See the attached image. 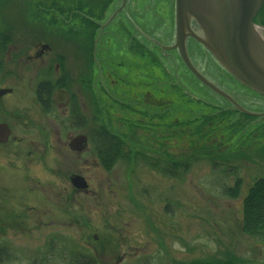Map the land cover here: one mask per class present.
<instances>
[{
	"label": "rangeland",
	"instance_id": "obj_1",
	"mask_svg": "<svg viewBox=\"0 0 264 264\" xmlns=\"http://www.w3.org/2000/svg\"><path fill=\"white\" fill-rule=\"evenodd\" d=\"M55 1L0 0V30L12 43L0 65V89L15 88L0 98L2 117L11 115L14 135L25 137L23 112L35 107V86L42 74L49 71L55 78V67L50 70L46 64L60 53L86 120L84 126L69 117L56 120L72 135H89L90 128L104 126L124 140L133 157L107 171L90 141L80 160L70 150L65 155L61 151L60 165L48 170L32 168L25 155L27 137L16 145L22 152L19 159L11 160L7 147H1L0 206L9 210L1 216L0 245L7 240V252L13 255L2 264H33L46 238L61 240L69 252L80 243L90 244L96 247L98 264H264V242L248 236L241 225L244 197L264 176V95L236 81L198 43L190 44L193 64L202 75L256 114L240 111L197 79L176 52L163 54V46L174 37V0H145L149 11L144 23L131 21L119 37L104 33L91 55L94 41L79 32L75 0ZM261 16L264 21V10ZM137 24H143L145 37L133 31ZM42 44H49L52 53L30 59ZM34 123L56 126L43 118ZM144 157L191 165L180 168L177 179L151 169ZM214 158L238 166L243 179L239 198L223 192L234 180L213 171ZM57 168L64 181L47 180L49 174H59ZM75 172L87 178L88 192L73 194L67 179ZM52 190L59 198L49 194ZM48 194L56 202L51 209L43 204ZM38 195L44 199H36ZM74 197L80 210L72 207ZM59 219L69 222L61 228ZM91 226L97 229L96 240Z\"/></svg>",
	"mask_w": 264,
	"mask_h": 264
},
{
	"label": "flooded vegetation",
	"instance_id": "obj_2",
	"mask_svg": "<svg viewBox=\"0 0 264 264\" xmlns=\"http://www.w3.org/2000/svg\"><path fill=\"white\" fill-rule=\"evenodd\" d=\"M166 1V0H165ZM171 1V0H168ZM75 9H74V13H75V19L76 22L79 25V32L83 35V37L87 38V36H89L90 41L91 39H93L92 41H94V51H93V47L91 46L90 48V55L91 54H96V50H97V38L101 37L104 33H109L111 34V36L114 37H119L122 34H125L126 31L128 32V28L129 25L131 23V21H134L136 23V20H138V23H144V18L146 13H148L149 9H148V5H146L145 0H142V2H140V0H138L137 2H135L136 4L134 5V1L133 0H75ZM174 6V7H173ZM133 8V10L130 9ZM172 17H173V23H174V37H175V17H176V9H175V0L172 4ZM137 8V9H136ZM262 10H264V5L262 7V9L260 10V12L258 13V15L255 18V23L260 27V31L264 36V21L262 20V16H261V12ZM135 12H137V14H133ZM45 13H41V15H44ZM115 26V28L117 29H113V27ZM137 26V30H133L138 31V33L145 37L144 35V29L143 24L140 25H136ZM99 35V36H98ZM122 36V35H121ZM149 36V35H148ZM147 37V36H146ZM174 37H172V43L174 42ZM152 36H149L148 39L154 43L157 44V42H155ZM155 38V37H154ZM158 41V39H157ZM198 43L197 41H195L194 39L190 38L189 39V44H188V53L190 56V59L193 62V58L192 55L190 54V44L192 43ZM158 43H160L158 41ZM199 44V43H198ZM11 41L7 46V49L9 51V48H11ZM47 45L48 47H46L45 49L43 48V46ZM200 45V44H199ZM201 46V45H200ZM41 48L37 53L36 56L33 57L32 55H29L30 59H44L46 58V56L51 52V48L49 46V44H42ZM199 49L204 50L207 54H209L202 46L199 47ZM198 49V50H199ZM5 50V53H6ZM89 50V49H88ZM201 50V51H202ZM87 51V50H86ZM168 52H176V54L179 56L177 50L174 51H168ZM167 51L163 52L164 55H167L168 53ZM210 55V54H209ZM58 60V62H57ZM92 60V59H91ZM53 61L54 62V66L53 65ZM95 63H96V59L95 62L94 60L90 62V67L91 68H95ZM47 68L51 70V68L55 67V78L52 80L49 79H38L37 83H36V88H35V96H36V102H35V107L31 108V111H25L23 112V116L21 118H26L23 121V125L25 126V134L24 136L28 138V142H27V146L26 150H25V155H27L30 159L29 161L30 164H32V168L35 165H42L43 167H45L46 169H53L56 170V168H54L56 165L59 166L61 163L59 156L61 155V151L63 152H68V150H70L72 152V154H78V159L80 160L82 157V154L85 153V150H87V148H89V144L91 141V137L90 134H83L81 132H79L78 134H71L70 130H67L59 121L56 120V118H66L72 115V111L74 109V105L75 103L73 102V89L72 86H74V78L73 76H70V79L68 80L69 83L67 84L65 79H62V72L64 70L68 71L69 69L66 67V64L64 62V57L61 56L60 53H57L53 60L50 62L48 61L46 64ZM64 73V72H63ZM45 76H48L49 73L46 75V73H44ZM43 74V75H44ZM70 75V74H69ZM52 78V77H51ZM58 79V85L55 86V89L53 90V93L50 95L49 98H44L45 101L50 100L49 104H45L43 98L39 97L37 94V85L40 81H56ZM90 82L92 83V77H90ZM10 91H8L6 94L0 96V98H2L3 96L7 95V94H12L15 91V88H6ZM2 90V89H0ZM58 92L62 93H67L68 95V100L65 101L64 99H62L60 97V100L56 101L55 100V96L57 95ZM60 94V96H62ZM226 99V98H225ZM77 111L80 113L83 110L82 108V103L80 102V100H78V106H77ZM235 108V107H234ZM5 112V110L3 109V105L0 102V124H7L10 128V135L9 138L6 142H0V148L1 147H7L5 148V150H7L10 153V159L11 157H18V155H21L22 152L21 150L18 149V147L16 145H21L22 142L24 141L25 137L21 136L18 137L17 135H14V128H12L10 121H8V118L11 117V115H6V120L5 118L2 117V113ZM83 115V114H82ZM51 117V118H50ZM38 119L39 118H43V119H49V120H53L54 123L56 124V126H53L51 128L46 127V126H42V124L39 126L38 124L36 125L34 123V119ZM55 118V119H52ZM79 135H86L88 138V146L86 147L85 150L79 152V151H73L71 149L70 143L72 138L79 136ZM15 146V147H14ZM21 156L18 157V159ZM97 158V156H96ZM13 160V159H11ZM11 160H9V162H11ZM57 162V164H55ZM12 163V162H11ZM50 165V166H49ZM55 165V166H53ZM58 169V168H57ZM59 170V174L58 175H48L47 180H49L50 178H56V179H62L64 178L63 175L60 174L61 169ZM48 172V171H45ZM63 176V177H62ZM77 177L78 178V182L76 183L74 182V178ZM65 179V178H64ZM46 181V180H44ZM64 181V180H63ZM41 182V181H39ZM59 182L61 183V180H59ZM67 182H69L70 187L73 188V194H80L81 192H88V187H89V183L87 178H85L83 175L79 174V173H72L68 176ZM49 186V185H48ZM51 187V186H49ZM53 188V186H52ZM60 186H57V191L59 190ZM52 193L49 194H53L54 198H59V193L55 192V190H52ZM42 193V192H41ZM58 193V194H57ZM48 194V195H49ZM0 195H2L0 193ZM45 197V196H44ZM77 197L72 198L71 200V204L73 205L74 200L76 201ZM36 199H44L42 196L38 195V198ZM35 199V200H36ZM48 200V201H47ZM53 200V199H52ZM51 200L50 195L46 196V200H43V204L48 205L51 209V205H55L56 202H53ZM50 201V202H49ZM78 201V199H77ZM79 202V201H78ZM3 203V202H0ZM36 203L39 204L40 202L38 200H36ZM80 205L82 204L81 202H79ZM84 205V204H83ZM57 206V204H56ZM73 209L75 208V206H72ZM36 207L30 206V209H34ZM82 208L81 206H76L75 210H80ZM70 210L69 207L64 208V210ZM9 209L4 208V206H0V220H1V216L4 215L5 213L8 212ZM60 210V209H59ZM14 213H10V215H13ZM73 214V213H69ZM45 215L47 216L46 218H49V212L45 213ZM15 216V215H14ZM63 220H58V222H56L59 225H61L60 227L62 228L66 222H63ZM53 224V223H52ZM1 225V224H0ZM90 230L93 232L94 235V231L97 230L95 228H93L92 226L90 227ZM97 235H94V239L96 240ZM74 239H76L78 241V243H80V240L73 237ZM8 241H4L2 242V244L0 245V264L5 263V262H10L12 260L13 255L11 254V256L9 255V252H7V247L9 246ZM87 244H81L76 246L75 250H72V252H69L66 248V245L61 242V240L57 241H53L51 239L46 238L45 241H43L42 244V248L40 250L37 251V253L39 254V260L35 261L33 264H98V260L96 259V247H91V245L89 244V246H86ZM79 246H81V250L78 249ZM86 257L90 258V260H87ZM37 262V263H36ZM126 263V262H125ZM124 264V262L122 263Z\"/></svg>",
	"mask_w": 264,
	"mask_h": 264
},
{
	"label": "water",
	"instance_id": "obj_3",
	"mask_svg": "<svg viewBox=\"0 0 264 264\" xmlns=\"http://www.w3.org/2000/svg\"><path fill=\"white\" fill-rule=\"evenodd\" d=\"M264 0H176V41L169 49H178L189 70L205 85L230 99L240 110L243 109L195 68L187 52L189 37L200 42L215 59L241 83L264 95V37L254 23V18ZM48 46H44L45 49ZM7 89L0 90V96ZM58 92L68 100L67 93ZM10 135L7 124H0V142ZM73 150L83 151L88 146L86 135L72 138ZM78 182V178H74Z\"/></svg>",
	"mask_w": 264,
	"mask_h": 264
},
{
	"label": "trees",
	"instance_id": "obj_4",
	"mask_svg": "<svg viewBox=\"0 0 264 264\" xmlns=\"http://www.w3.org/2000/svg\"><path fill=\"white\" fill-rule=\"evenodd\" d=\"M55 2L62 4V0H56ZM10 38L11 37L8 34L0 30V65L5 55L4 52L11 41ZM63 72L61 78L65 79L68 84V80L70 79L69 72L66 70ZM48 73V76H45L43 73L44 75L42 74L41 79L52 80L49 71L46 72V75ZM57 85L58 79L53 82L40 81L37 85L38 96L43 98V100L44 98H49ZM49 102L50 100H44L46 105L49 104ZM73 102L75 105L70 118L78 122L81 126H84L86 117L82 115L80 111H77L78 99L76 95H73ZM90 130L92 149L94 150L100 165L105 170L111 171L120 161L126 160L128 162L132 160L133 154L131 153V150H129L127 144L120 136L114 134L104 126L93 129L90 128ZM143 159H145V163H147L151 169L177 179H180L181 177V171L179 169L183 167L188 170L191 165L190 163L186 164L181 162L160 163L159 161H150L147 157H144ZM211 163L213 171L218 176L222 175L224 180L225 178L233 177V184L231 186H225V189L223 188L225 195L234 199L239 198L242 192L243 179L239 174L238 166L222 158H214L211 160ZM223 179H221V181L217 184L220 185V187L221 184H223ZM241 225L243 232H245L248 236L264 242V176L256 179L244 197L243 219ZM86 259L90 260L88 257H86Z\"/></svg>",
	"mask_w": 264,
	"mask_h": 264
}]
</instances>
